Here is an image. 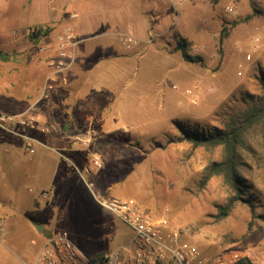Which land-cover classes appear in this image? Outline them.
Wrapping results in <instances>:
<instances>
[{"label": "rangeland", "instance_id": "1", "mask_svg": "<svg viewBox=\"0 0 264 264\" xmlns=\"http://www.w3.org/2000/svg\"><path fill=\"white\" fill-rule=\"evenodd\" d=\"M130 1L134 16L139 3ZM187 1L194 8L184 10L179 21L180 10L169 0H145V5L166 14L167 24L178 27L180 23L183 27L178 32L188 39L193 54L203 56L205 65L187 62L176 53V66L171 67L174 75L167 74L170 67H164L162 85L157 73L148 72L142 76L145 86L142 84L143 91H140L146 97L140 98L143 108L138 114L126 115V145L115 142L108 148L98 140L102 138L98 134L97 141H93L95 145L87 147L84 156L87 167L94 154L104 162L100 170H92V176L81 168L82 178L68 156L49 150L40 155L41 167L35 176L14 179L12 184L16 192L9 208L12 210L7 218L9 224L5 220L6 227L0 231L1 238L3 230L7 232V238L0 241L4 255V258L0 255V264H31L43 241L50 234L63 230L69 232L85 255L105 254L117 247H124L129 254L133 230L99 203L94 186L95 194L88 189L86 183L93 176L97 189L106 194L102 197L124 198L119 194L126 192V198L137 200L152 217L163 218L172 227L192 228L197 235L189 239L209 261L234 252L264 258V136L261 128L252 129L247 140L249 149H241L244 163L240 169L249 184L248 192L254 206L240 200L223 218L218 215L219 209L233 194L229 182L223 175H215L204 185L201 178L211 162L224 158V147L171 141L180 134L181 127L189 130L224 127L226 121L247 106L246 92L262 94L264 5L260 0ZM33 2L0 0V28H6L0 36V56H7V59L0 58V83L6 84L8 90L21 91L26 78L32 75L46 76L42 68L46 63L42 61L55 55V51L44 53L39 49L54 47L64 30L71 28L83 38L94 36L90 33L92 24L89 28L88 25L77 26L72 17L74 13L91 11L102 5L118 9L126 5L123 0ZM50 3L51 14L47 18ZM227 6H233V11ZM42 8L44 14L40 11ZM207 8H213L210 10L214 14L221 10L222 17L210 20ZM248 15L251 18L246 19ZM233 21L237 24L221 45V30ZM36 23L45 25H34ZM35 26H48L51 32L35 39L29 35ZM84 27L88 29L87 34L80 35L78 32ZM148 36L150 42L156 41L149 31ZM159 41L164 49L166 46L174 48L176 44L171 33ZM139 46L141 39L140 45L131 48L133 54ZM248 54L250 60L246 58ZM188 88L193 89L192 94L187 93ZM32 112L39 113L35 109ZM40 131L33 132L39 140L46 133ZM15 151L20 158L29 157L23 148ZM112 184L113 187H108ZM43 191L49 194L46 198L42 196ZM33 217L34 228L28 220ZM35 224L43 226L42 235Z\"/></svg>", "mask_w": 264, "mask_h": 264}, {"label": "crops", "instance_id": "2", "mask_svg": "<svg viewBox=\"0 0 264 264\" xmlns=\"http://www.w3.org/2000/svg\"><path fill=\"white\" fill-rule=\"evenodd\" d=\"M24 1L30 2L31 0ZM134 1L139 3V9L137 13L135 11L134 16L130 10V0H123L126 5L119 9L102 5L91 11H82L72 15L77 26L88 25L86 27L89 28L91 23L92 32L90 33L94 36L91 38L78 36L80 41L76 47V57L69 69L56 74L49 64H43L42 68L46 76L27 77L24 86L20 88L21 91L8 90L6 84L0 83V110L20 113L33 108L39 112L37 113L39 117L41 115L43 129H40V132H46L40 140L41 143L36 147L35 156L29 159L20 158L15 151L23 146L20 138L0 131V225L2 228L6 227L5 220L6 224H9L7 218L12 211L9 208L13 205L12 197L14 191L16 192L12 184L14 179L25 175L35 176L40 171V155L43 151L52 150L60 156H68L83 178L81 168L84 170L87 168L85 152L88 146L95 145L98 134L102 138L105 136V139H98L103 142L104 146L112 147L115 143L114 136L118 132L126 134V128H128L126 115H136L142 110L140 98L146 96L141 95L140 90L143 91L141 85L145 84L141 77L148 72H151V75L157 73L158 82L162 85L164 67H170L167 74L174 75L172 68L177 63L175 62L176 53L180 56L181 54L173 51L171 46L165 45V50L164 46H160L159 40L164 39L169 33L172 34L174 29L178 30L183 26L180 23L178 27L167 24V15L148 8L145 0ZM169 3L180 10L178 21L184 10L194 8L189 6L192 3L188 1L180 3L169 0ZM210 9L207 8L210 20L214 17L216 19L222 17L221 10H217V14H214L215 12H212L214 9L212 8V11ZM40 11L43 14L45 12L43 8ZM48 14H51V3L47 10V18ZM41 24L45 25L43 23L34 25ZM116 27L121 31L131 29L139 36L141 46L136 48L135 54L132 52L133 49L127 48L118 39L115 32ZM5 29L0 28V36L5 33ZM87 30L84 27L78 33L84 35L87 34ZM148 31L156 40L154 43L150 42ZM0 58L3 59L1 56ZM35 68L39 67L35 66ZM47 86H49V91L44 96L43 92ZM121 144L126 145V143ZM96 151L102 153L98 149ZM89 173L92 176L94 172ZM93 179L88 183H93L99 198H105L102 196L106 194L97 189V182ZM88 183L86 186L91 190ZM114 184L108 187L111 188ZM8 191L10 192L7 193ZM91 192L94 193L95 190ZM119 195L126 198V192ZM33 203L36 206L34 200ZM28 220L34 228L35 218ZM1 236L0 241L6 239L7 232L3 230ZM2 253L0 250V255ZM2 256L4 258L3 254Z\"/></svg>", "mask_w": 264, "mask_h": 264}, {"label": "built area", "instance_id": "3", "mask_svg": "<svg viewBox=\"0 0 264 264\" xmlns=\"http://www.w3.org/2000/svg\"><path fill=\"white\" fill-rule=\"evenodd\" d=\"M178 1L182 3L187 0ZM260 1L264 5V0ZM227 9L233 11V6H227ZM115 32L127 48L140 45V39L131 29L127 31L115 29ZM79 41L71 28L64 30L58 35L54 47L50 45L40 47L39 51L44 53L55 51V55L49 56L42 62L49 64L56 74L69 69L76 57ZM246 58L250 60L251 55L248 54ZM49 86L44 89V96L47 95ZM187 93L192 94L193 89L188 88ZM32 110L33 108H29L20 113L0 111V131L20 138L23 141L22 148L29 155V159L34 157L36 147L41 143L33 132L43 129L39 115ZM103 163L101 157L94 154L90 165L84 171L88 173L92 170H100ZM88 185L93 190V183ZM48 195L47 191L42 192L43 197L46 198ZM98 201L133 230L129 254L124 247H117L95 259L94 256L83 254L69 232L63 230L46 238L31 264H232L241 257H249L234 252L209 261L203 258L199 246L189 239L197 235L192 228L172 227L165 219L152 217L134 198H99ZM1 229L0 225V231ZM249 258L255 264H264V258L259 256Z\"/></svg>", "mask_w": 264, "mask_h": 264}, {"label": "trees", "instance_id": "4", "mask_svg": "<svg viewBox=\"0 0 264 264\" xmlns=\"http://www.w3.org/2000/svg\"><path fill=\"white\" fill-rule=\"evenodd\" d=\"M251 18V15L246 16V19ZM237 24L236 21L231 22L230 25H224L221 30L219 42L222 45L225 38L231 34V29ZM51 32L48 26H35L30 30L29 35L35 39L48 36ZM172 37L175 41L174 50L179 52L182 58L187 62L199 63L205 65L202 55L193 54L191 44L188 39L182 36L178 30L174 29ZM221 52V48H220ZM3 59H7L6 54H2ZM262 94L255 95L249 92L244 94V100L248 101L245 108L239 110L233 117L225 122L224 127L205 126L200 129L189 130L181 127L180 134L174 136L171 141H189L195 146L202 145L205 147H215L222 145L224 147L225 155L221 161L211 162L203 171L202 184L207 182L215 175H223L230 184L232 196L228 202L219 209V217L223 218L230 214L237 202L240 200L248 201L254 206V201L251 194L248 192L249 184L245 180L241 172L242 160L241 149L247 146L248 135L252 129L260 127L264 136V75L260 78ZM114 141L126 143V134L117 133ZM103 253L94 255V258L104 256ZM176 264V263H170ZM232 264H255L249 257H241Z\"/></svg>", "mask_w": 264, "mask_h": 264}, {"label": "water", "instance_id": "5", "mask_svg": "<svg viewBox=\"0 0 264 264\" xmlns=\"http://www.w3.org/2000/svg\"><path fill=\"white\" fill-rule=\"evenodd\" d=\"M35 227L37 228L38 231H42L43 226L39 225V224H35Z\"/></svg>", "mask_w": 264, "mask_h": 264}]
</instances>
